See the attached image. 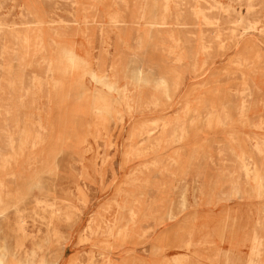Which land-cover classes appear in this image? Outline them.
Masks as SVG:
<instances>
[{"label": "rangeland", "instance_id": "374dc122", "mask_svg": "<svg viewBox=\"0 0 264 264\" xmlns=\"http://www.w3.org/2000/svg\"><path fill=\"white\" fill-rule=\"evenodd\" d=\"M0 264H264V0H0Z\"/></svg>", "mask_w": 264, "mask_h": 264}, {"label": "bare ground", "instance_id": "6f19581e", "mask_svg": "<svg viewBox=\"0 0 264 264\" xmlns=\"http://www.w3.org/2000/svg\"><path fill=\"white\" fill-rule=\"evenodd\" d=\"M258 1V0H257ZM256 5V4H255ZM260 7V6H259ZM262 7V6H261ZM261 9V8H260ZM248 10V9H247ZM253 12V11H252ZM2 210V209H1Z\"/></svg>", "mask_w": 264, "mask_h": 264}]
</instances>
